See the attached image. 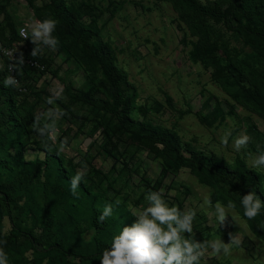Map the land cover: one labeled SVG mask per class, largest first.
I'll return each instance as SVG.
<instances>
[{"label":"rangeland","instance_id":"obj_1","mask_svg":"<svg viewBox=\"0 0 264 264\" xmlns=\"http://www.w3.org/2000/svg\"><path fill=\"white\" fill-rule=\"evenodd\" d=\"M63 1L75 11L81 25L91 29L88 42L82 39L81 29L70 30L67 16L50 0H0L1 43L16 57L22 52L25 58L38 62V68L13 67L22 89L15 95L23 126L8 132L0 147L1 158L16 167L11 149L23 145L25 158L20 166L24 175L18 195H22L19 203L24 207V223H35L33 202L42 205L51 190L46 186L47 174L38 165L44 152L35 149L48 147L62 155L74 176L83 173L82 183L100 201L113 205L112 215L126 214L127 225L136 219L131 216L133 210L147 207L149 191L163 190L170 207L196 212L193 232L185 233L186 238H219L227 243L229 233L239 235L240 246H234L231 255L206 254L201 264H264V208L252 220L243 216L240 200L246 193L238 171L225 172L238 184L235 186L211 172L203 176L191 166L170 164L160 154L162 144L141 128L146 123L171 131L185 157L198 151L233 169L242 160L258 175L259 186L253 182L250 189L264 201V168L251 167L252 158L264 152V106L252 94L255 72L264 69L260 40L229 30L221 19L184 17L170 0ZM200 1L209 4L217 0ZM46 18L57 21L53 35L59 44L56 50L44 48L33 57L35 45L24 40L19 29ZM193 22L204 31V41L193 29ZM99 41L107 43L114 63L127 74L130 86L123 102L131 97L132 108L125 124L109 110L116 102L112 81L91 56L92 45ZM7 76H12L9 58L0 51V81ZM61 89L62 98L48 105L46 99L53 90ZM54 107L63 115L57 120L53 145L34 131L33 123ZM226 133H230L227 146L221 143ZM241 133L251 140L246 149L237 152L234 140ZM62 143L64 150L59 151ZM9 175L3 172L6 179ZM205 197L213 206L217 201L224 205L234 201L237 221L229 213L225 224L219 226L214 207L205 205ZM118 199L121 203L116 206ZM4 213L1 225L6 232L11 222ZM83 229L80 239H89L93 233L90 223L84 222ZM117 234H110L111 241ZM8 260L9 264L47 261L31 249Z\"/></svg>","mask_w":264,"mask_h":264},{"label":"trees","instance_id":"obj_2","mask_svg":"<svg viewBox=\"0 0 264 264\" xmlns=\"http://www.w3.org/2000/svg\"><path fill=\"white\" fill-rule=\"evenodd\" d=\"M170 1L184 17L221 19L229 30L236 31L246 38L260 40L262 44L260 51L264 60V0H217L209 4H204L200 0ZM50 2L57 11L67 16L70 30L81 29L82 39L88 42L87 39L92 36L91 29L81 25L75 11L63 0H50ZM191 25L204 41V31L194 22ZM0 39L2 40L1 34ZM91 48L92 59L101 65L112 81L111 90L116 102L109 110L122 124H125L126 120H130L129 112L132 108L131 97L126 103L123 102L130 86L127 83V74L114 63L113 54L107 43L99 41ZM24 60V68H38L37 65H31L29 62L35 61L34 59L24 57ZM10 62L9 59V64ZM13 63L14 61L12 65ZM229 68L231 71L234 70L231 63ZM255 73L252 94L264 106V69ZM17 89L5 87L0 81V147L5 144L8 132H14L23 126V116L17 110L19 103L15 95ZM19 89L21 92L22 89L20 87ZM141 128L150 139L162 144L160 154L170 164L191 166L201 170L204 173L203 176L211 172L235 186L238 184L230 181L225 172L237 170L242 177V187L246 194L251 192L253 182L259 186L258 175L247 169L242 160H239L233 169L231 165L211 161L198 151H191V156L185 157L181 153L182 146L178 137L171 131L146 123H142ZM19 140L22 144V140ZM35 149L44 152L43 158L38 159V165L43 174H47L46 186L51 190L42 205L33 202L35 213H32L36 219L33 225L24 223V218L21 217L24 207L19 203L22 195H18V191L23 183L24 175V170L20 166L25 158L23 145L11 149L12 160L15 161L16 167H11L8 164L9 161L0 156V248L7 253L8 259L31 249L37 255L47 259L46 264H99L103 251L110 248V234L115 231L119 234L123 227L130 226L126 224L129 222L127 215L118 212L104 222H98V217L104 209L103 204L107 203L93 195L82 181L77 188V195L74 196L71 192V179L74 174L65 165L62 155L48 147ZM7 171L10 175L6 179L3 172L7 173ZM4 212L7 213L11 222V227L6 232L1 225ZM84 222H89L90 228L93 229L89 239H80L79 236L85 231Z\"/></svg>","mask_w":264,"mask_h":264},{"label":"clouds","instance_id":"obj_3","mask_svg":"<svg viewBox=\"0 0 264 264\" xmlns=\"http://www.w3.org/2000/svg\"><path fill=\"white\" fill-rule=\"evenodd\" d=\"M57 27V21L46 18L42 21H32L26 27L19 29V35L24 40H31L35 45L31 55L37 56L44 48L56 50L59 41L53 35ZM5 54H9L5 50ZM24 55L21 52L19 58L14 57L13 67L23 66ZM5 87L19 88V82L14 76H7L3 80ZM62 98V89L53 90L51 96L46 99L48 105H55V101ZM63 115L59 108H50L35 118L33 129L38 135L47 137L54 145L58 133L57 120ZM226 133L221 138V143L227 146L228 136ZM251 138L241 133L234 140V149L239 152L246 149ZM66 143V141L64 142ZM64 150V144L59 146V151ZM252 168H264V152L256 154L251 161ZM83 179V173L77 172L71 179V192L77 195V188ZM162 191H149L145 195L147 207L143 210H133L131 216L135 221L131 226H125L112 238L110 248H106L100 257L99 264H201L202 259L207 255L229 256L233 247L240 246L239 235L229 233L230 242H224L219 238L210 240H191L184 236L185 233L193 232V223L196 219V212L191 209L181 211L178 207H170L162 196ZM116 206L121 201L118 199ZM205 205L214 207V214L219 226L225 224L229 213L234 221H237L235 214L236 203L229 200L226 205L217 201L212 205L210 198L205 197ZM243 208V216L248 220L257 217L264 208V201L260 199L255 191L243 195L240 200ZM113 214V205L106 204L98 222L102 223ZM210 250V251H209ZM0 264H9L8 255L3 248H0Z\"/></svg>","mask_w":264,"mask_h":264},{"label":"built area","instance_id":"obj_4","mask_svg":"<svg viewBox=\"0 0 264 264\" xmlns=\"http://www.w3.org/2000/svg\"><path fill=\"white\" fill-rule=\"evenodd\" d=\"M5 50L9 53V54H5ZM0 51L3 53L4 56H6L7 58H9L11 60L10 64H9V70L12 73V76H14V68L12 65V61H14V57H16V55L13 53L12 50L6 48L0 41ZM31 65H38V63L36 61H29ZM16 78V77H15Z\"/></svg>","mask_w":264,"mask_h":264}]
</instances>
